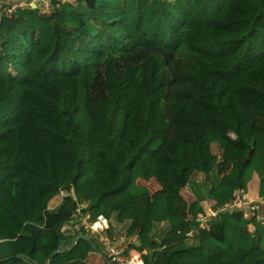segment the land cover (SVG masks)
<instances>
[{
	"label": "trees",
	"instance_id": "1",
	"mask_svg": "<svg viewBox=\"0 0 264 264\" xmlns=\"http://www.w3.org/2000/svg\"><path fill=\"white\" fill-rule=\"evenodd\" d=\"M237 101L264 118V0H76L2 21L0 264H109L97 236L75 222L153 185L160 196L139 219L119 221L121 209L108 216L120 235L151 225L128 248L151 260L154 228L169 225L162 239L185 221L189 234L163 247L162 264L178 252L193 254L192 264H264V217L220 209L214 194L224 186L226 202L247 188L251 205L264 198V147ZM187 145L194 169L185 175ZM96 175L101 185L85 201L77 187ZM183 188L191 198L181 217L174 199ZM79 233L93 245L69 248Z\"/></svg>",
	"mask_w": 264,
	"mask_h": 264
},
{
	"label": "crops",
	"instance_id": "2",
	"mask_svg": "<svg viewBox=\"0 0 264 264\" xmlns=\"http://www.w3.org/2000/svg\"><path fill=\"white\" fill-rule=\"evenodd\" d=\"M19 1H26V0H0V4L7 5V4L19 2ZM259 121H260L259 124L255 125V131H254L255 138L257 140L258 150L261 149L262 147H264V119L261 118ZM218 168L221 171V173H223V174L226 173V171H227V161H226V159L224 160L223 156L218 158ZM193 169H194V166L191 167V169L188 173H184V174L188 175L191 172V170H193ZM100 185H101V183H99V182L97 185H95L96 190L100 187ZM87 186H89V185H87ZM181 187H183V186H181ZM158 190L159 189L157 186L150 188L149 194H147L149 196L148 199H142V198H144V197H142V195L130 197L129 194L126 193L125 191L121 192L120 194H117L115 196L109 197L106 201V212H105V214H107V217H108L110 215V213L112 211H114L115 209H121V214L119 215V218H118L119 221H122L123 219H126V218L139 219V217L144 214V211H145L148 203H150L151 201H154L156 198H158L160 196V194H158V196L155 195L158 192ZM245 192L250 193L248 191V188L245 190ZM181 193H182V196L181 195L177 196L174 199V205L177 209L178 204H182V208L180 210L177 209L178 215L182 217L183 213L186 209V201L188 202V200L191 198V195L189 194V192L185 188H183L181 190ZM214 194H215L217 201H218V207L220 209H225L226 204L229 203V202H226V196L228 195V192L225 190V187L221 186L220 188L216 189L214 191ZM79 195L85 201H87V200H89V198L93 194L87 195V197L83 196L81 193H79ZM246 201L250 203L249 199ZM256 203L257 204H253V205L250 204L252 207H250V206H245V207L247 209L253 208V209L257 210L260 218H263L264 217V198H262V197L258 198ZM143 224H144V231L140 237L134 235L133 227L126 234L125 233L121 234V236H123V238H124L123 241H124L125 246L128 247L129 244H131L133 246L138 245L139 242H144L148 239V233H150L152 227H151V225H149L145 221ZM168 228H169V225L166 223H163V224L154 228L153 231H155L156 242L152 243V245H151L152 254H153L152 259L149 260L145 256V252H140L142 259H143L145 264H162V249H163V247H165L168 243L174 241L180 235L189 234V232H190V229H189V226L187 225V223L185 221H179V222L172 223L170 225V230L168 231V233H166L164 238L161 239L159 237L161 235V232H163V230H166ZM181 229H183V230H181ZM109 230H111V233H112L111 236L108 235ZM105 234L109 237H112L113 235L120 236V234H118L117 230L112 226L110 229H107L105 231ZM90 255L91 254H88L86 258H88ZM194 260H195V256L191 253H188V252H178V253H175L171 256V261L173 264H192V263H194Z\"/></svg>",
	"mask_w": 264,
	"mask_h": 264
},
{
	"label": "built area",
	"instance_id": "3",
	"mask_svg": "<svg viewBox=\"0 0 264 264\" xmlns=\"http://www.w3.org/2000/svg\"><path fill=\"white\" fill-rule=\"evenodd\" d=\"M76 0H26L19 1L10 4H0V23L2 21H10L14 18L18 11L34 6L38 15L47 16L53 9L63 3H74ZM245 189H241L234 194V198L231 202L227 203L225 209H232L238 207L250 206V203L244 200L241 193ZM83 205L78 206L75 209L76 213H79ZM252 207V206H251ZM253 209V208H251ZM209 213L215 215L217 210L209 207ZM201 220H204V215L199 214ZM109 228V220L105 214H98L94 219H90L89 215L82 216L74 224V229H83L86 232L93 233L97 236L98 240L104 245L106 252L111 257L114 264H145L140 251L135 248H128L124 245L123 236L113 235L109 237L105 234V231Z\"/></svg>",
	"mask_w": 264,
	"mask_h": 264
},
{
	"label": "rangeland",
	"instance_id": "4",
	"mask_svg": "<svg viewBox=\"0 0 264 264\" xmlns=\"http://www.w3.org/2000/svg\"><path fill=\"white\" fill-rule=\"evenodd\" d=\"M2 70L4 72H7L9 70V66L6 65V64H2ZM237 104V109H238V112L240 113V115L247 121L249 122H253L255 124H259V120L261 119L259 116L255 115L254 113H252L251 109L249 108H245L244 106H242L238 101L236 102ZM264 119V118H263ZM189 145H187V147L185 148L184 150V154H183V157L181 159V163L183 164L184 168H180V172H182L183 174L184 173H188L191 169V167H193V163L191 161V158H190V155H189ZM168 172L172 178V180L174 181V184L177 186V187H181L182 186V183L178 182L177 178L173 175V171H172V168L169 167L168 169ZM98 179H99V176L96 175L94 178L92 179H87L85 183H82L81 185H79L77 187V192L78 193H81L83 196H86L87 195H91V194H94L95 190H96V187L95 185L98 184ZM89 185V186H87ZM155 185H153L154 187ZM152 187V188H153ZM0 195H1V192H0ZM157 195V193L155 194ZM158 196V195H157ZM142 199H148L149 196L148 195H142ZM182 208V204H178V210H180ZM181 212V211H180ZM107 215V214H106ZM183 230V229H181ZM90 236H92L90 234ZM98 256L97 255H94V254H91L88 259L91 260H98L97 258Z\"/></svg>",
	"mask_w": 264,
	"mask_h": 264
},
{
	"label": "water",
	"instance_id": "5",
	"mask_svg": "<svg viewBox=\"0 0 264 264\" xmlns=\"http://www.w3.org/2000/svg\"><path fill=\"white\" fill-rule=\"evenodd\" d=\"M32 8H34V6H32ZM79 239H84V240H86L89 244L93 245V243H92V241H91V239L89 238L88 235H86V234H84V233H79V234H77V236L74 238V240L71 242L69 248H72V247L75 245V242L78 241ZM96 250L98 251V248H97V247H96ZM57 252H58V250H54V251L51 253L50 257H52V256H53L55 253H57ZM108 263H109V264H114V262H113L112 260H110Z\"/></svg>",
	"mask_w": 264,
	"mask_h": 264
}]
</instances>
